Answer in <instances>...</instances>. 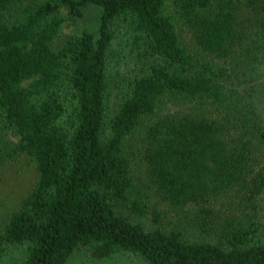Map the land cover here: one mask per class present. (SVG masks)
<instances>
[{"label":"trees","instance_id":"1","mask_svg":"<svg viewBox=\"0 0 264 264\" xmlns=\"http://www.w3.org/2000/svg\"><path fill=\"white\" fill-rule=\"evenodd\" d=\"M89 5L100 9L95 32H64ZM121 24L139 65L109 110ZM261 53L264 0H0V188L33 171L0 225V258L18 247L17 264H66L77 249L264 264V116L233 84ZM139 181L191 208L193 228L119 214L160 221Z\"/></svg>","mask_w":264,"mask_h":264},{"label":"rangeland","instance_id":"2","mask_svg":"<svg viewBox=\"0 0 264 264\" xmlns=\"http://www.w3.org/2000/svg\"><path fill=\"white\" fill-rule=\"evenodd\" d=\"M100 9L96 6L89 5L83 9L82 16L73 24L64 26V32H76L83 29L95 32ZM133 32L129 27L120 25L116 27L114 38L109 50V61L107 65V83H108V109L111 110L120 100L123 92L126 90L128 79L132 75V71L139 65V53L136 49L137 45L133 42ZM141 51V48H139ZM257 62L247 65L245 71L241 72L238 78L233 82L235 87L242 93L247 92L252 100L249 101L253 108L260 111L264 116V55L259 54ZM110 115V114H109ZM11 138L15 139V137ZM131 172L134 179L143 180L145 167L138 157L132 159ZM33 171L30 168L23 169L19 175L12 180L17 184L14 189L13 184L4 185L0 191V225L3 223L8 212L17 203L20 194L24 193L30 184V178ZM144 181H139L143 191L145 192L146 201L152 207V210L158 211L159 222L153 219V214L149 211L146 215H137L129 212L124 208H116L119 214L128 216L131 221L142 224L146 229H153L157 225H161L166 229L180 227L186 231H190L189 227L194 226L191 220L192 209L184 206L178 207L167 200L161 198L160 195L143 186ZM190 218H189V217ZM21 248L10 249L4 256L0 258V264H17L21 256ZM66 264H146L139 257L131 253H117L108 258L97 260L92 258L83 249H77L73 252Z\"/></svg>","mask_w":264,"mask_h":264}]
</instances>
